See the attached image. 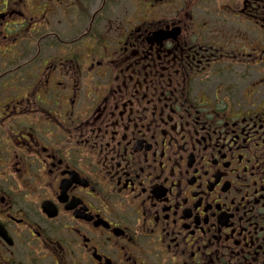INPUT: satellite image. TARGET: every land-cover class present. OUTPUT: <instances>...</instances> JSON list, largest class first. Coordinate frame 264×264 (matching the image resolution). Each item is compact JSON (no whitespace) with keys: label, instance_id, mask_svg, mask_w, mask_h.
<instances>
[{"label":"flooded vegetation","instance_id":"flooded-vegetation-1","mask_svg":"<svg viewBox=\"0 0 264 264\" xmlns=\"http://www.w3.org/2000/svg\"><path fill=\"white\" fill-rule=\"evenodd\" d=\"M0 264H264V0H0Z\"/></svg>","mask_w":264,"mask_h":264},{"label":"rangeland","instance_id":"rangeland-1","mask_svg":"<svg viewBox=\"0 0 264 264\" xmlns=\"http://www.w3.org/2000/svg\"><path fill=\"white\" fill-rule=\"evenodd\" d=\"M118 1H119V2H121V1H122L123 3L125 2V0H118ZM117 11H118V12H117ZM117 11H116V12H117V13H119V14H120V13H121V14L123 13V12H122V11H120V10H117Z\"/></svg>","mask_w":264,"mask_h":264}]
</instances>
